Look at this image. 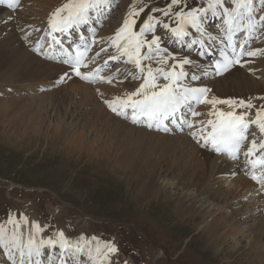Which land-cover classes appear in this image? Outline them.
Masks as SVG:
<instances>
[{
  "label": "bare ground",
  "instance_id": "bare-ground-1",
  "mask_svg": "<svg viewBox=\"0 0 264 264\" xmlns=\"http://www.w3.org/2000/svg\"><path fill=\"white\" fill-rule=\"evenodd\" d=\"M27 1L25 0L24 3L23 1L21 2V4L23 3L24 5V9L26 8L25 2ZM32 1L33 6H31L32 4L29 6L31 11L28 10L30 13L26 12V14H24L25 12L22 13L19 11L13 12L10 9L0 6V91L4 92L5 96L9 92H15L18 93L20 97L15 100L12 99L11 101H3L1 103L0 123L5 124L8 128H21V134L26 135V133L31 134L33 131H41L49 136L47 138L49 141L56 140L55 142H57L58 140L60 142L62 140L69 146L66 154H90L95 156L92 158L97 157L103 159L115 158L116 164L123 169L131 170L134 177L138 176L142 179V170L148 169L147 178L143 180H147L148 185H154L158 190L161 189L164 181L162 176L163 170L160 165L162 162L166 164L172 159L174 162H177L174 157L178 150L175 149V153L172 150L169 155L164 151L158 152V149L155 148V139L156 137L162 139L172 138L170 136L142 132L135 128L133 124L130 130L127 131L121 126L120 121L115 120L114 122L111 120V116L115 113H113L108 107L105 110L103 104L105 100H109L107 95L97 92L94 90L93 86L85 85L81 83L80 80L73 78L69 70L61 65L44 61L32 54L31 41L35 44V50L40 49L43 46L44 52L47 50L50 52V45L55 48L57 47V45H53L52 38L48 35L50 31L48 20L57 8L68 2L66 1L63 4L60 2L59 4V0ZM113 4H117L115 0H112L111 7L109 8L110 10L113 9ZM256 7L258 9L256 16L259 18L261 15H264V10L260 9L258 0ZM123 9L125 10V8ZM107 10L108 9H106L104 15L101 16L105 20L100 31L98 30V27L91 25L95 22V18L93 22L79 28L83 30L87 39H94L97 41L95 44L96 52H98L101 46L104 45V43L99 40L106 38V34H104L106 25L110 21H113H108ZM42 13H45V17L38 20V18L43 15ZM209 17L210 18L205 21L206 29L213 23V19L215 18H217V24L219 26H225L222 18H213L211 17V13H209ZM123 18L126 19V16H121L118 21L121 22V25ZM118 22L115 23L114 28L119 29L120 26H117ZM93 28L96 30L95 34L92 32ZM118 29L113 30V32L116 33ZM211 29L207 30V32L211 33L215 39L209 42L211 46L208 53L215 52L217 49L215 43L217 41L216 38L220 36L218 30L212 31ZM216 29H218V27ZM157 32L165 33V30L158 26ZM55 35L59 40H65V36L68 35V33H56ZM165 36L168 38L169 42L174 41L170 33ZM192 38H198V34H194L193 37L186 39L191 40ZM223 38L225 37L223 36ZM252 39H255L256 41L251 47L252 49H264L263 34L256 36L255 33V38ZM28 42H30L29 45ZM174 44L179 45V43L175 41ZM161 46L163 47V45ZM195 47L199 48L198 45H195L189 46L188 49L189 51H192ZM108 51L113 52L114 49L109 48ZM169 51L174 53L172 49H169ZM174 54L178 57H187L192 61L193 56H195ZM195 57V61L201 64L198 65L194 62V65L190 69L186 66V69L189 71V76L184 79L183 84L190 87L211 89V91L207 93L208 100H212L213 98L218 99V95L225 97V100H244L245 102L251 100V102L256 105V108L250 110V118H254L257 108L261 104H264L259 98L261 95L257 88L259 87L264 93L263 57H246V60L244 61V64H247L246 67L242 66V69L240 67L221 78L213 77L214 72L210 65L203 60H200L197 56ZM208 57L209 56L207 55V58ZM106 58L107 57L103 55L101 63H104ZM169 63H171V61H169ZM121 64L126 65L124 62L116 64L112 73L114 70L119 71L121 73V78H125L128 81L129 73L126 74L125 70L123 71L124 68L120 70L118 69L121 68ZM65 72H68L69 75L63 82H60V77ZM193 73L198 76V79L192 80L190 78ZM201 73L204 76H208V80L204 79L203 81H200L199 78L201 77ZM259 75L261 78L257 79ZM209 76H212L213 78ZM121 78L119 77L118 81L111 84H100V87L106 89L112 86L117 93V95L113 96V98H115L134 91L141 83L140 80L127 82L121 80ZM5 82H8L7 88L11 87L8 91L4 89ZM64 82L67 83L66 86H60V84ZM57 86L60 87L53 90ZM10 95H12V93ZM73 96L75 100L72 99ZM76 99L78 100L77 103ZM66 101H71V104H67ZM14 102H23L27 105L16 109L13 106ZM75 103L76 105H74ZM60 106L65 108L60 109ZM69 107L73 108L74 111H71L72 113L68 110ZM86 107L89 110L85 111L83 109ZM215 108L218 111L231 110L226 104H217ZM7 110H11L15 113L23 112L25 118L22 117L16 120ZM35 111L38 112V117L34 120L32 116V120L34 122L38 120L39 122H36L35 124L32 123L31 125V122L28 121L29 119L31 120V115H33ZM130 111L131 110L129 109V113ZM212 111L213 106L208 103H203L198 108L196 112L200 113V115L192 119L195 129L199 130V128L206 124V121L209 119H216L215 116L209 115ZM243 111H245L243 108L236 109L237 113ZM26 113L31 114L28 115ZM109 128H113L112 134L109 133ZM206 131H211V128H207ZM114 133L117 134L116 137H114ZM251 133L255 134L258 143L261 142V140H264V137L259 134L254 126L252 127ZM180 140L184 143V145H181L182 149L196 151V153L188 158V160H184V165L188 170L186 168L175 174V177L179 180L180 188L187 192L186 199H189V202L192 204L188 205V202L186 205H183L185 199H181V206L190 213L197 207V204L201 203L199 210L202 213H206V216L208 217H214L215 215L213 216V213L211 212L212 209H203L206 202L213 199V202L217 203L216 207H218V211L220 210V213H222V217H219L218 222L223 228L233 229L234 236L238 241H241L242 238L250 239L248 242L250 249L255 256L261 260L258 253L264 251V236L263 233H260L259 231L264 230V197L252 188L253 184L246 178L243 176L234 177L235 174L230 172V164L220 162L219 157L214 156L212 153L208 152V150H202L192 136L185 135V138L181 137ZM174 141L177 143V140ZM246 147H250V141L247 142ZM202 173H204V175ZM204 183L207 185L206 192L209 189L211 192L204 194L206 198L203 199V202H198L195 200L196 194L194 193V190L202 186ZM211 194H213V196H211ZM190 196L192 197L188 198ZM226 210L230 213H227ZM26 217L28 218V221L33 223H38L41 219V216L34 210V208L27 212ZM64 217L65 216L63 215L56 214L55 221ZM45 226L48 227V233L51 235L54 231L50 230L48 224L44 225V227ZM212 226H214L213 220H210L201 224L199 229H205ZM6 228L11 229L10 227ZM72 229L75 228L72 226ZM218 230L219 229L212 234L215 245H220L222 237L227 234L225 233L226 230L222 231L220 234ZM59 231H63L61 226H59ZM74 231L76 230H72L73 233H75ZM80 231L81 230L76 233H79ZM231 233L233 234V232ZM85 238L91 240L89 237ZM95 238L100 242L101 246L105 243L114 244L116 246V242L113 240L105 242L100 237ZM84 258L86 257L80 258L81 264H89L88 260H85ZM0 264H10L6 253L2 248H0Z\"/></svg>",
  "mask_w": 264,
  "mask_h": 264
},
{
  "label": "snow or ice",
  "instance_id": "snow-or-ice-1",
  "mask_svg": "<svg viewBox=\"0 0 264 264\" xmlns=\"http://www.w3.org/2000/svg\"><path fill=\"white\" fill-rule=\"evenodd\" d=\"M111 3L112 0H68L51 14L48 20V35L51 36L53 45L60 46L59 56L63 57L61 62L84 81L95 83L100 80L109 84L118 81L121 75L119 71L107 77L102 75L104 67L110 61L132 65L131 78L142 82L134 91L112 100H105V103L116 115L130 118L135 124H145L148 128L168 132V123H172L180 128L191 129L195 125L188 116L200 115L194 110L193 102L211 104L213 111L209 115L215 116L216 119L207 120L198 131L192 132L193 139L198 143L202 141L205 147L210 144L216 152L235 160L239 158L249 135H252L250 147L243 155L251 166V178L264 187V140L258 143L255 134L249 131L254 126L264 137V104L257 108L254 118H250V110L256 108L251 100H208L207 93L211 89L183 84L184 79L189 76L186 66L190 69L194 61L187 57H178L168 48L162 47L164 36L156 34L159 26L165 30L164 35L170 33L174 41L181 46L198 45L201 49L199 55H207L211 46L209 42L215 37L207 32L205 21L210 18L209 13L213 18H222L225 25L224 37L227 47L231 49L230 55L221 52L222 60L215 64L216 74H223L234 65L244 66L241 63L244 57H264V49H252L248 46L249 40L255 38L257 31L264 32V15L259 18L256 16L257 0H206V7H189L188 0H169L164 8L153 9L138 31L135 30L137 19L144 9L136 10L133 6L119 29L106 42L107 47L102 45L91 58L88 53L97 43L94 39L87 41L81 35V43L77 44L74 50L63 47L56 33L70 34L73 30L93 22L94 18L98 22L105 10L111 7ZM258 3L260 9L264 10V0H258ZM0 5L15 12L20 9L21 0H0ZM174 8L180 10L173 11ZM157 12L163 17H169V22L158 18L155 15ZM173 23L175 26H172ZM95 31L93 28V34ZM237 33L246 34L242 41L234 38ZM194 34H198V38L186 39ZM50 48V52L43 54L57 59L56 48L51 45ZM109 48L114 51L109 52ZM102 54L107 57L102 66L91 68L87 72L81 70L89 69ZM153 64L156 67H153ZM68 75L69 73L65 72L60 77V82ZM191 79L196 80L198 76L193 73ZM217 104H226L231 110L218 111L215 108ZM237 108H243L245 111L237 113ZM209 127L211 131H206ZM8 223L12 225L11 230L5 225H0V248L6 253L10 264H81V257H86L89 264H111L110 257L119 252L114 244L105 243L101 246L95 237L91 240L81 237L72 242L63 231H58L55 237L44 238L39 223L31 225L25 237L22 229L29 225L26 216L23 222L10 218Z\"/></svg>",
  "mask_w": 264,
  "mask_h": 264
},
{
  "label": "rangeland",
  "instance_id": "rangeland-1",
  "mask_svg": "<svg viewBox=\"0 0 264 264\" xmlns=\"http://www.w3.org/2000/svg\"><path fill=\"white\" fill-rule=\"evenodd\" d=\"M66 1L68 0H59L58 3L60 4L62 2L63 4ZM158 1L116 0L117 4H113L115 8L111 11L110 20L113 21H110L104 29L106 38L100 39L99 41L104 43L103 46H107L106 42L115 34L113 30L118 29L114 28L115 23L120 20L121 16H126L127 18V13L132 10L133 6H135L136 10L144 9L139 17V20H143L153 9L159 8ZM205 2L206 0H188V6L196 5L199 7L203 6ZM167 4L168 2L165 0L162 8ZM30 5L33 6L32 0L25 2V13L22 12L24 5L18 11L24 14L26 12L30 13L28 12ZM177 10L180 9H173V11ZM42 14L38 20L45 17V13ZM161 19L164 20L165 17ZM169 20L170 18L168 17L167 22ZM139 24L141 25L142 22L137 23V28L140 27ZM117 26H121V22H118ZM156 34L161 35L162 32H157ZM163 40L167 44L165 37ZM195 59L196 57L193 56V61L198 65L201 64L195 61ZM131 67L132 65L130 64H121V68L118 69L124 68L123 71L125 70L126 74L129 73L128 81L125 78L122 79L120 76L121 80L127 82L133 80L131 78L133 71ZM153 67H156V65L153 64ZM161 82L163 83V81ZM7 85L8 82H5L4 89L6 91ZM257 88L260 95L264 94L259 87ZM94 90L104 93L109 100L114 99L113 96L117 95L112 86L106 89L97 86ZM10 94L8 93L5 96V93L0 92L2 97V99L0 97V105L3 101L18 99L15 93ZM72 99H74V96ZM262 101L264 102V100ZM69 103L71 104V101L67 102V104ZM24 105L27 104L23 102L13 103L16 109L22 108ZM59 108L64 109L65 107L60 106ZM83 109L85 111L89 110L87 107ZM68 110L70 112L74 111L71 107ZM7 111L16 120L22 117L25 118L23 112L15 113L11 110ZM31 113L26 114L30 115ZM34 114L31 115V120L29 119L28 121L31 122V125L32 123L39 122L38 120L36 122L32 120V116L34 120L38 117L37 111ZM111 117L112 121L115 122V120H118L124 129L127 131L130 130L132 123L128 120L122 119L116 114ZM135 128L142 132H148L143 128L136 126ZM21 132V128H8L5 124L0 123V174L12 181L43 189H21L9 181L0 180V188L7 189V196L9 198L7 202L0 201V225L9 224V219L13 218V216L15 219L16 214H18V217L21 216L20 212L13 214L12 210L14 208H18L23 213L26 208L33 207L37 208L48 222L55 223L53 226L55 230L53 229L52 231L54 232L49 235L48 227H44L47 222L41 217L38 223L43 229L41 235L45 238L55 237L59 231V226H61L66 237L72 242L79 240L81 237L92 238L94 237L92 235L102 237L104 241L116 240V236L111 235L112 230L108 228L106 223L92 224L91 219L86 213H82L77 208H73L71 205L64 203L61 200L63 198L74 202L75 205H82L91 212H95L104 217L113 216L116 218L117 216L121 218L127 212L131 211L133 217L129 220L131 227L127 230L128 246L126 248L120 246L121 254L118 252V254L112 255L110 257L111 264H132L130 260L125 259L126 257L131 258L134 264H155L153 258L154 251L160 249L164 251L165 255L157 262L158 264H264V251L258 253L261 258L260 260L250 249L248 244L250 239L244 238L243 242L238 241L234 236L233 229L223 228L218 222L219 218L208 217L206 213H202L199 210L201 203L197 204V207L190 213L181 206V199H185L183 205H186L189 199H186L187 192L180 188L179 180L175 177V174L178 171L185 170L187 167L184 165V160H188V158L196 153L194 150L189 151L181 148V145H184V143L181 142L180 138H185V135L170 136L172 139L165 138L166 141L164 138L156 137L155 139V148L158 149V152L164 151L169 155L172 150L174 153L175 149L178 150L174 157L177 162H174L172 159L166 164L164 162L161 163L160 167L163 170L162 176L164 183L162 188L158 190L154 185H148L147 180H143L147 178L148 169L142 170V179L138 176L134 177L131 170L118 166L115 158L103 159L97 157L92 158L95 156L90 154H66L69 146L62 140L60 142L58 140L57 142H55L56 140L49 141L47 139L49 136L41 131H31L33 134L26 133V135L21 134ZM109 133H113V128H109ZM150 133L158 135L154 132ZM116 136L117 134L114 133V137ZM174 140H177V143ZM90 168L97 169L100 175H89L88 171ZM202 174L204 175V173ZM84 175H89V178L85 179ZM45 188L47 189L45 190ZM205 188H207V185L204 183L194 190L196 201L203 202V199L206 198L204 195L206 192ZM48 189L57 192L61 198L57 197ZM28 199H30L29 202L27 201ZM188 205H192L191 202ZM216 206L217 203H214L213 199H211L206 202L203 209H212L211 212L213 215L217 216L216 210L218 211V207ZM226 212L230 213L227 210ZM56 214L65 217L55 221ZM25 216H27V213ZM210 220H213L214 226L199 229L201 224ZM33 224L35 223L29 221V225L23 227L22 231L25 233V237L27 236L28 228ZM72 226L75 229H72ZM114 226L121 227L119 224H115ZM217 229H219V234L224 230L227 233L222 237L220 245L214 244V237L212 235ZM72 230H76L74 231L75 233ZM79 230L81 231L76 233ZM259 232L263 233L264 236V230H260ZM187 238L189 241L188 248L185 251L183 250L184 254L176 261L175 256L183 249L182 244ZM84 259L87 260V258ZM199 260L202 262L199 263Z\"/></svg>",
  "mask_w": 264,
  "mask_h": 264
}]
</instances>
